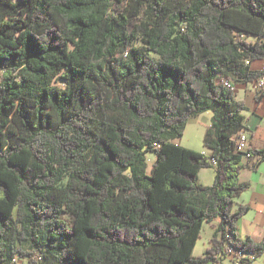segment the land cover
Returning a JSON list of instances; mask_svg holds the SVG:
<instances>
[{"label": "trees", "instance_id": "trees-1", "mask_svg": "<svg viewBox=\"0 0 264 264\" xmlns=\"http://www.w3.org/2000/svg\"><path fill=\"white\" fill-rule=\"evenodd\" d=\"M256 61L264 0H0V264H214L226 244L262 257L236 207L242 171L264 162L236 141L234 86L263 81ZM205 113L211 154L176 144Z\"/></svg>", "mask_w": 264, "mask_h": 264}, {"label": "crops", "instance_id": "crops-1", "mask_svg": "<svg viewBox=\"0 0 264 264\" xmlns=\"http://www.w3.org/2000/svg\"><path fill=\"white\" fill-rule=\"evenodd\" d=\"M250 41H254V39L251 38ZM251 67L253 70H264V61L253 62L251 64ZM263 83H264V79H263ZM234 89L237 95V99L240 101H244L246 103V107L248 111L249 106L247 103L248 101L247 99H254L255 102V93H256L255 83L235 85ZM247 111L244 112V115L247 118V126L249 130H246V132H248L250 137L251 148L264 149V145L258 146L255 144V136L257 135L260 136L261 141L264 140V100L261 105H257L256 102L254 103V110L252 112V116H248L246 114ZM202 115L198 116L197 118L191 119L189 123H191L193 120L194 121L200 120ZM210 124H211V120H210ZM208 151L209 153L206 154L210 155L211 151L210 150ZM254 161L255 160H253L252 162ZM209 170L214 172L212 178L213 179L212 181L214 183L215 169L212 168ZM203 172L205 171L202 170L199 175L200 184L204 186H212L213 184L212 182H210L209 179H205L204 183H201V174H203ZM255 175L259 176V179L257 181H255ZM240 180L243 183L249 182L251 184V188L239 197L240 200L239 205H249L250 212L239 220L238 234L241 239H246L248 237H251L255 241L260 242L264 239V162L259 165L257 171L250 170L249 168L244 169L241 173ZM249 192L253 194V199H254L253 201L248 200L246 198L247 196L246 194ZM217 224H218L217 222L208 224V226H210L211 229L213 230L212 235L210 236V241L213 237ZM255 264H264V256L258 258Z\"/></svg>", "mask_w": 264, "mask_h": 264}, {"label": "rangeland", "instance_id": "rangeland-1", "mask_svg": "<svg viewBox=\"0 0 264 264\" xmlns=\"http://www.w3.org/2000/svg\"><path fill=\"white\" fill-rule=\"evenodd\" d=\"M263 82V81H262ZM252 84V83H251ZM256 90H259L258 88V82L255 83ZM264 89V86H263ZM256 94V93H255ZM247 103L249 106V110L247 111L248 116H252V112L254 110V99H247ZM264 100V99H263ZM212 118L211 113H205L201 116V119L198 121H192L191 123H188V126L186 128L185 134L182 139L175 140L174 142L178 145H181L184 148L194 150L200 153H209V151L204 146V139L205 134L208 126L210 125V120ZM208 120V121H207ZM255 144L258 146L264 145V140H260V136H255ZM155 161V155L153 153H149L147 155V163L149 166L148 172H150L153 162ZM205 172L201 174V183H204L205 179H209L210 182L213 184V171L209 169H203ZM259 179L258 175H255V181ZM246 198L248 200H254L253 194L251 192L246 194ZM240 204L239 198L236 199V207H238ZM213 230L211 229L208 224H206L202 230L201 239L198 240V243L194 249V256L200 257L205 254L206 250L210 247V236L212 235ZM264 256V255H263Z\"/></svg>", "mask_w": 264, "mask_h": 264}, {"label": "built area", "instance_id": "built-area-1", "mask_svg": "<svg viewBox=\"0 0 264 264\" xmlns=\"http://www.w3.org/2000/svg\"><path fill=\"white\" fill-rule=\"evenodd\" d=\"M247 64L249 62L247 61ZM225 84L233 86L231 83L225 80ZM264 83L261 81L258 83V88L263 89ZM237 150L244 155L245 160L252 158L250 137L246 130L241 131L237 136ZM226 255L220 260L214 262V264H255L257 257L254 252H247L243 250H237L233 246L225 245ZM37 257V256H36ZM40 258V257H37ZM19 259H14V264H18Z\"/></svg>", "mask_w": 264, "mask_h": 264}]
</instances>
